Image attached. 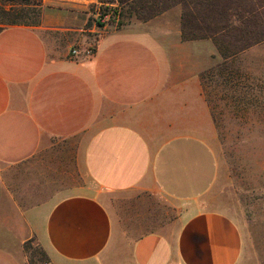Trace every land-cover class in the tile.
<instances>
[{
  "label": "crops",
  "instance_id": "obj_1",
  "mask_svg": "<svg viewBox=\"0 0 264 264\" xmlns=\"http://www.w3.org/2000/svg\"><path fill=\"white\" fill-rule=\"evenodd\" d=\"M228 2L213 17L242 24L245 7ZM84 10L43 0L39 25L0 30V169L64 141L73 143L79 174L72 192L24 211L30 235L51 264H253L214 196V127L200 79L223 58L213 37L183 40L175 5L146 21L93 25L92 38H75L77 55L49 47L42 31L76 29ZM135 195L154 200L160 220L119 237L106 201ZM24 261L0 249V264Z\"/></svg>",
  "mask_w": 264,
  "mask_h": 264
},
{
  "label": "rangeland",
  "instance_id": "obj_2",
  "mask_svg": "<svg viewBox=\"0 0 264 264\" xmlns=\"http://www.w3.org/2000/svg\"><path fill=\"white\" fill-rule=\"evenodd\" d=\"M69 1L83 3L84 22L67 32L42 31L48 46L57 51L79 47L76 37L92 38L93 25L120 27L137 20L122 16L123 6L116 1ZM19 2L7 0L6 5L12 3L19 9L23 7ZM33 3L24 8L38 7L35 9L41 18L43 0ZM101 15L106 16L104 22ZM36 17V13H29L27 20ZM200 79L214 127L208 139L217 164L214 196L239 225L250 263L264 264V41L244 57L218 58L201 72ZM73 148L72 142L60 141L22 163L0 169V249L23 257L24 264H51L30 235L23 213L76 188L80 181L76 179L79 174ZM106 205L119 237L155 228L162 212L145 195L111 197Z\"/></svg>",
  "mask_w": 264,
  "mask_h": 264
},
{
  "label": "trees",
  "instance_id": "obj_3",
  "mask_svg": "<svg viewBox=\"0 0 264 264\" xmlns=\"http://www.w3.org/2000/svg\"><path fill=\"white\" fill-rule=\"evenodd\" d=\"M7 0H2L0 4V30L7 25H39L40 12L38 7L31 6L33 0H20L18 4L23 7L16 8L12 3L7 6ZM99 2H117L121 4V14L127 19L134 16L137 20L146 21L162 13L168 8L180 5L182 8L181 37L183 40L213 37L222 60L226 61L227 56L236 54L249 46L264 40V0H229L228 4L235 6L236 3L245 7L243 10L244 19L242 24H229V21L220 24V19H215L224 12L223 9H216L220 0H98ZM219 3V4H218ZM237 5V4H236ZM261 6L260 9L255 8ZM33 8V9H31ZM216 9L217 11H214ZM31 11V12H28ZM37 11V12H36ZM231 15H236L240 11L229 10ZM29 13H36V18L27 20ZM225 14V13H224ZM223 14V15H224ZM246 15H248L246 17ZM212 16V17H211ZM218 18V17H217ZM121 20H123L121 18ZM238 32V33H237Z\"/></svg>",
  "mask_w": 264,
  "mask_h": 264
},
{
  "label": "built area",
  "instance_id": "obj_4",
  "mask_svg": "<svg viewBox=\"0 0 264 264\" xmlns=\"http://www.w3.org/2000/svg\"><path fill=\"white\" fill-rule=\"evenodd\" d=\"M100 15V14H99ZM101 20L102 22H104L106 20V16L105 15H101ZM82 52L86 55V56H90L93 53V47L91 45L84 47L82 49ZM70 53L71 55H77L79 53V50L77 47H73L70 49Z\"/></svg>",
  "mask_w": 264,
  "mask_h": 264
}]
</instances>
